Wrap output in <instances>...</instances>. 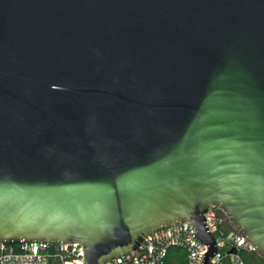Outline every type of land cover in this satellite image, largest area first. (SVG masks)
Here are the masks:
<instances>
[{"label":"water","instance_id":"obj_1","mask_svg":"<svg viewBox=\"0 0 264 264\" xmlns=\"http://www.w3.org/2000/svg\"><path fill=\"white\" fill-rule=\"evenodd\" d=\"M208 207L264 260V0H0V242L205 264Z\"/></svg>","mask_w":264,"mask_h":264},{"label":"built area","instance_id":"obj_2","mask_svg":"<svg viewBox=\"0 0 264 264\" xmlns=\"http://www.w3.org/2000/svg\"><path fill=\"white\" fill-rule=\"evenodd\" d=\"M202 215L215 251L205 264H246L244 256L253 253L250 242L230 227L219 209L208 207ZM193 232L187 221L150 232L134 250L104 264H165L173 252L182 254L183 264H200L208 248L192 238ZM0 264H84V261L81 244L77 242H0Z\"/></svg>","mask_w":264,"mask_h":264},{"label":"trees","instance_id":"obj_3","mask_svg":"<svg viewBox=\"0 0 264 264\" xmlns=\"http://www.w3.org/2000/svg\"><path fill=\"white\" fill-rule=\"evenodd\" d=\"M244 261L246 264H264V260L254 253L245 255ZM183 262L184 260L182 254L173 252L172 254L167 256L165 264H183Z\"/></svg>","mask_w":264,"mask_h":264}]
</instances>
